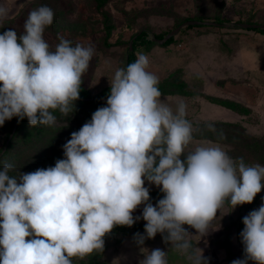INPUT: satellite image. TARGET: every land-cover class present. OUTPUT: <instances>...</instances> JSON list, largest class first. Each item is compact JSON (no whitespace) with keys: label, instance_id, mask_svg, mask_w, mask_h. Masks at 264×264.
<instances>
[{"label":"clouds","instance_id":"1","mask_svg":"<svg viewBox=\"0 0 264 264\" xmlns=\"http://www.w3.org/2000/svg\"><path fill=\"white\" fill-rule=\"evenodd\" d=\"M8 14L0 6V22ZM53 21L54 11L40 6L29 12L22 34H0V126L17 117L51 127L54 111L67 116L75 110L95 49L59 36L53 50L43 38ZM148 65L141 52L116 69L106 106L70 134L54 167L11 176L14 166L3 163L0 264H72L73 257L103 251L115 227L141 219L143 234L133 236L143 255L138 264H168L167 251L143 247L157 234L189 264H208L193 239L198 243L211 232L226 203L232 211L253 202L264 188V166L234 159L212 141L186 153L195 131L186 105L173 109L160 99L158 77ZM207 127L216 131L213 124ZM145 181L163 194L155 205ZM242 223L243 255L231 264H264V197Z\"/></svg>","mask_w":264,"mask_h":264},{"label":"rangeland","instance_id":"2","mask_svg":"<svg viewBox=\"0 0 264 264\" xmlns=\"http://www.w3.org/2000/svg\"><path fill=\"white\" fill-rule=\"evenodd\" d=\"M45 5L54 11V21L43 33L44 40L53 50L59 43V36L71 40L73 46L91 45L95 49L88 69L82 76L81 92L89 97L109 93V82L114 72L125 66L132 37L146 32L148 39L154 35L164 38L187 19L224 22L215 23L214 26L182 28L167 47L156 43L137 44L135 55L141 52L147 54V70L158 77L159 83L174 87L177 91L183 88L185 95L194 93L201 97V101L206 100L200 110L204 117H218L224 108L212 106L209 97L217 100L226 98L250 109L249 113L241 108H236V111L228 109L240 114L236 116L237 124L242 123L248 129L260 125L261 120L263 122L264 35L241 29L239 24L264 26V0H106L101 7H98L95 0H0V6L7 8L9 13L0 22V34L9 29H14L18 35L22 34L29 12ZM177 98L160 97L173 109L178 103H184L187 119L194 128V122H201L200 112L193 106L198 103L194 104L191 100L188 102L182 96ZM10 122L7 120L0 126V153L9 136ZM194 132L198 134L199 129L196 128ZM25 140L24 135L17 137L14 146L0 160V169L4 162L11 163L15 169L18 158L30 152V148L24 146ZM28 140L27 144L30 142ZM66 142L63 139L58 148L62 149ZM205 143L193 140L185 151ZM239 143L243 147L249 146L247 156L258 158L261 165L264 160L263 151L243 139ZM245 163L249 166L257 164L253 160ZM13 171L9 175L12 176ZM145 186L152 191L158 189L147 181ZM261 197H264V188L250 204L239 205L231 211L226 203L217 212L209 229L211 232L198 243V237L193 239V248L203 250L208 264H231L233 260L242 257L243 245L239 237L244 227L242 218L259 208ZM142 208L143 205L139 206L133 216H140ZM144 224L145 221L141 219L123 231L112 230L104 238L103 251H93L82 259L73 257L72 264H138L143 255L133 236L138 232L143 234ZM185 227L194 233L195 230ZM143 247L149 251L155 248L167 251L168 264H189L183 255L162 242L160 234L153 239H146ZM249 264L253 262L249 261Z\"/></svg>","mask_w":264,"mask_h":264},{"label":"trees","instance_id":"3","mask_svg":"<svg viewBox=\"0 0 264 264\" xmlns=\"http://www.w3.org/2000/svg\"><path fill=\"white\" fill-rule=\"evenodd\" d=\"M98 4V7H101L105 4L106 0H95ZM186 21H199L205 22L201 19H187ZM185 21V22H186ZM221 24L220 20H216L215 22ZM196 26H188L184 28H192ZM251 30V29H250ZM252 31L263 34V29H252ZM153 39L161 40L163 36L154 35L152 39L147 38L146 32H141L136 37H132L133 40V51L131 53H127L125 59V66L128 64L135 62L136 55L135 51L137 49V44L146 45V44H153L156 43ZM174 41V37L170 38L166 41L162 46L167 47L171 45ZM157 44V43H156ZM166 86L164 83H158L159 91L161 92V96H182L184 99H190L194 96L192 95H185L183 88L177 91L174 87ZM108 92H104L103 94L97 97H89L83 95L80 91L79 99L74 102L75 110L69 112L67 116H63L59 113V111H54L53 115L56 116V124L54 126H44V125H37V126H30L28 124L27 118L23 120H19L17 118V128L11 139L5 153L0 157V160L6 156V154L10 151V149L14 146L15 140L17 137H21L24 135L26 138L24 142V146L26 148H30V152L23 154L18 158L16 161V167L13 171L12 176H18L19 173H29L33 172L38 168H47L49 166H55V162L58 159H63V150L59 149L58 147L62 144L63 139L66 141L70 139V134L73 131H78L82 125L91 119V115L94 111L97 110L99 107L106 106V103H101L96 100H89L84 101L83 99L86 98H107ZM212 104L230 109L232 111H236V108H241L244 112H250V109L247 106H243L239 102H234L229 99H221L217 100L214 98H208ZM240 115V114H239ZM247 115V114H246ZM244 116V114L242 115ZM13 120L14 117L11 119L10 128H9V135L13 128ZM213 124L215 126L216 131L212 132L208 130V125ZM194 128L199 129L198 134L194 132L193 137L196 140H206L212 141L222 146H226L227 154L232 158H239L242 157L244 162H249V160L255 161L258 163V158H254L250 155L247 156L246 152H249L250 147H243L241 143H239L240 139H243L246 142L253 143L257 149L263 151L264 154V131L261 135H253L247 131V128L242 124L237 123H229V122H200L194 123ZM203 130L204 132H201ZM53 132V134H51ZM8 138V137H7ZM30 142L27 144V141ZM7 140V139H6ZM244 151V154H242ZM186 153L188 151H185ZM183 159V157H181ZM261 166H264V160L261 163ZM150 194V201L153 205L163 197V194L158 190H149ZM126 227H119L114 228V231H123Z\"/></svg>","mask_w":264,"mask_h":264},{"label":"water","instance_id":"4","mask_svg":"<svg viewBox=\"0 0 264 264\" xmlns=\"http://www.w3.org/2000/svg\"><path fill=\"white\" fill-rule=\"evenodd\" d=\"M216 25L215 23H211V22H199V21H186L184 23H182L181 25H179L178 27H176L174 30H172L171 32H169L163 39L161 40H157V39H153V41H155L158 45H163L166 41H168L170 38L174 37L177 33H179V31L184 28V27H188V26H214ZM239 27L241 29H245V30H252V29H263L264 30V26L261 25H252V24H239ZM133 51V40H130L129 44H128V52L131 53ZM106 99L107 98H86L83 99L84 101H89V100H96L99 101L101 103H106ZM17 128V117H14L13 120V128L11 130L10 135L8 136L3 149L0 153V157L5 153L11 139L13 138V135L16 131Z\"/></svg>","mask_w":264,"mask_h":264},{"label":"crops","instance_id":"5","mask_svg":"<svg viewBox=\"0 0 264 264\" xmlns=\"http://www.w3.org/2000/svg\"><path fill=\"white\" fill-rule=\"evenodd\" d=\"M160 97H162V98H164V97H166V98H168V99H178L177 97L178 96H160ZM192 98V99H191ZM190 99H188V100H186V101H190V102H192V103H194L195 104V102H197L198 103V105L197 106H195V105H193L194 107H197V109L199 110L198 112H200V115H201V117L199 118V119H201V122H229V123H236L237 122V117H239V115H237V114H235V113H233L232 111H230V110H228V109H226V108H223V107H221V106H218V105H215V104H212L211 102H210V104L212 105V106H215V107H217V108H223V109H221L222 111L220 112V114H219V116L218 117H214V118H209V117H204L203 116V114H202V112L200 111L201 110V108H202V104H203V106L205 105V102H206V100L205 101H201V97H199L198 95H194V96H192ZM194 98V99H193ZM224 99H226V98H224ZM201 104V105H200ZM229 114V115H228ZM221 115V116H220ZM237 116V117H236ZM243 116H241V118H242ZM263 119H264V116L262 117ZM194 123H196V122H194ZM200 123V122H199ZM242 124V123H241ZM242 125H244V124H242ZM245 127H246V125H244ZM247 128V127H246ZM250 129H253V130H251V131H249ZM247 131L248 132H250L251 134H253V135H261L262 133H263V131H264V120H263V122H262V120H261V122H260V125H258L257 127H255V128H249L248 127V129H247ZM193 140H196V139H193ZM196 141H206V140H196ZM206 142H208V141H206ZM222 148H223V150H225L226 151V149H227V147L226 146H222V145H220ZM158 190V189H157Z\"/></svg>","mask_w":264,"mask_h":264}]
</instances>
